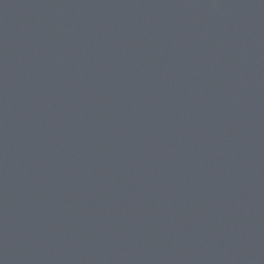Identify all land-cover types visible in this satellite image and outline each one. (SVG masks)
<instances>
[{
    "label": "water",
    "instance_id": "1",
    "mask_svg": "<svg viewBox=\"0 0 264 264\" xmlns=\"http://www.w3.org/2000/svg\"><path fill=\"white\" fill-rule=\"evenodd\" d=\"M0 264H264V0H0Z\"/></svg>",
    "mask_w": 264,
    "mask_h": 264
}]
</instances>
